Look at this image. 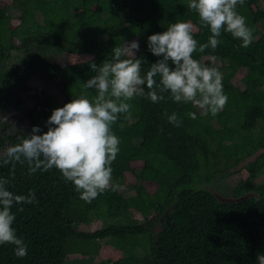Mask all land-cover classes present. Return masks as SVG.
I'll return each mask as SVG.
<instances>
[{
  "label": "trees",
  "instance_id": "1",
  "mask_svg": "<svg viewBox=\"0 0 264 264\" xmlns=\"http://www.w3.org/2000/svg\"><path fill=\"white\" fill-rule=\"evenodd\" d=\"M187 4L188 0H0V61L12 50L25 53L19 65L0 75V103L10 98L23 75L47 85L58 82L62 96L58 100L43 92L26 112L29 128L14 135L0 128V151L34 125L47 131L52 110L73 96H94V90L83 88L96 74L89 62L99 66L115 46L138 41L136 56L144 61L143 74L158 59L147 47L148 36L171 23L191 21L198 44L206 43L210 31L199 26ZM8 5L19 9L20 16H11ZM236 10L254 29L253 42L241 47V41L222 32L215 50L193 53L194 59L222 74L226 105L212 116L191 103L173 102L167 92L158 103L143 97L130 101L132 117L122 114L112 126L120 139L111 165L116 191L110 187L87 203L55 167L29 173L26 164L14 169L11 164L0 166V177L11 180L12 192L34 191L36 196L35 203L12 207L13 227L25 240L27 255L17 258L12 245H0V264H61L65 245L74 235L109 237L98 249L103 264H257V253H264V182L257 181L264 174V0H244ZM34 46L56 47L66 53L67 61L50 62ZM204 56L224 63L203 60ZM165 112L177 113L182 124L169 123ZM235 169L240 179L232 189L234 200H221L211 187ZM120 185L133 194L124 196ZM92 214L98 220L95 230L75 227L91 224Z\"/></svg>",
  "mask_w": 264,
  "mask_h": 264
},
{
  "label": "clouds",
  "instance_id": "2",
  "mask_svg": "<svg viewBox=\"0 0 264 264\" xmlns=\"http://www.w3.org/2000/svg\"><path fill=\"white\" fill-rule=\"evenodd\" d=\"M243 3L244 0H188L187 7L197 15L199 26L210 31L207 42L198 44L191 21L171 23L165 31L148 36L147 47L158 59L143 74L144 61L136 56L139 43L135 40L115 46L99 66L90 61L96 74L84 82L83 88L85 92L94 90L95 95L73 96L62 107L53 109L46 121L47 131L34 125L17 143L0 151V166L11 164L14 169L18 163L26 164L29 173L55 167L87 203L110 187L116 191L111 185V165L120 151V139L112 126L122 114L132 117L130 101L143 97L158 103L167 92L173 102L191 103L203 110V115L216 116L224 108L228 97L223 92L222 74L216 67L194 59L193 53L215 50L222 43V32L241 41V47H248L253 42L254 29L236 10ZM164 115L174 126L182 124L177 113ZM189 116L195 118L193 113ZM10 184V179L0 177V245H12L14 255L23 258L27 244L13 227L16 217L12 207L35 203L36 196L34 191L16 194L9 189ZM257 264H264V253H257Z\"/></svg>",
  "mask_w": 264,
  "mask_h": 264
},
{
  "label": "rangeland",
  "instance_id": "3",
  "mask_svg": "<svg viewBox=\"0 0 264 264\" xmlns=\"http://www.w3.org/2000/svg\"><path fill=\"white\" fill-rule=\"evenodd\" d=\"M7 12L11 16L18 17L21 11L12 5L7 6ZM99 39L106 38L105 35H98ZM33 49L38 53H41L50 62H66V53L58 50L56 47L42 48L34 46ZM25 58V53L22 50H12L5 61H0V75L8 74L11 66L19 65ZM210 59L218 65L224 62L220 58H213L210 56H204L203 60ZM237 86L243 88V83L237 78L233 80ZM20 84H26L25 88H20ZM43 92L53 94L58 100H62L60 95V85L58 82H52L47 85L40 79L34 76L23 75L18 82L14 83L11 88L10 98L4 99L0 103V128H2L8 134H16L20 129H26L30 127V120L26 114L27 110L31 108L38 99H41ZM200 111H203L199 109ZM250 157L249 159H251ZM247 159V160H249ZM243 161L240 165L247 162ZM238 168V167H237ZM240 179V173L234 170L230 175H226L223 178L216 180L212 190L217 197L221 200H234L232 195V189ZM258 182H264V174L257 177ZM112 183V181H111ZM118 190L124 196L133 194V190L125 185L118 186ZM134 216L141 218L138 212H134ZM92 223H78L75 227L82 231H93L98 227V220L95 215H91ZM160 229V222L156 223L155 231ZM262 239L264 240V228L261 231ZM109 237L86 239L77 235L71 236L65 245V257L61 264H103L99 246L102 243L108 242ZM139 253H143L142 248H138ZM264 252V250H263Z\"/></svg>",
  "mask_w": 264,
  "mask_h": 264
}]
</instances>
